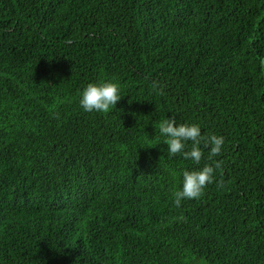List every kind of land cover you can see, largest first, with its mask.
<instances>
[{
  "label": "trees",
  "instance_id": "1",
  "mask_svg": "<svg viewBox=\"0 0 264 264\" xmlns=\"http://www.w3.org/2000/svg\"><path fill=\"white\" fill-rule=\"evenodd\" d=\"M170 115L225 137L180 207ZM0 264H264V0H0Z\"/></svg>",
  "mask_w": 264,
  "mask_h": 264
},
{
  "label": "clouds",
  "instance_id": "2",
  "mask_svg": "<svg viewBox=\"0 0 264 264\" xmlns=\"http://www.w3.org/2000/svg\"><path fill=\"white\" fill-rule=\"evenodd\" d=\"M122 96L118 81L102 79L87 83L79 94L78 102L86 113H107L115 108ZM158 133L156 144L162 141L166 145L163 151H166L167 156L179 155L183 160L191 161L193 165L198 166L185 168L180 172V186L171 193L172 203L180 207L183 200L200 198L207 185L214 182L215 171L221 167L222 161L213 158L221 154L225 137L215 133L204 136L199 124L191 122L178 124L173 115L160 121ZM205 148L208 149L207 159L212 162L199 166Z\"/></svg>",
  "mask_w": 264,
  "mask_h": 264
}]
</instances>
